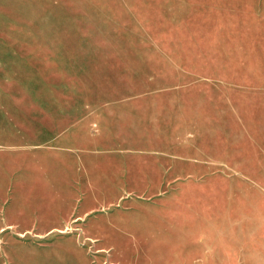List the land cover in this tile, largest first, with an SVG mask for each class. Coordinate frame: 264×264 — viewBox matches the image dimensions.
<instances>
[{
  "label": "rangeland",
  "instance_id": "374dc122",
  "mask_svg": "<svg viewBox=\"0 0 264 264\" xmlns=\"http://www.w3.org/2000/svg\"><path fill=\"white\" fill-rule=\"evenodd\" d=\"M0 4V264H264V0Z\"/></svg>",
  "mask_w": 264,
  "mask_h": 264
},
{
  "label": "crops",
  "instance_id": "0c3cea01",
  "mask_svg": "<svg viewBox=\"0 0 264 264\" xmlns=\"http://www.w3.org/2000/svg\"><path fill=\"white\" fill-rule=\"evenodd\" d=\"M4 10V8L0 4V11ZM2 40L0 41L3 44H8L11 43V39H8V37L5 36H0ZM10 38V37H9ZM22 42V41H21ZM3 64H5L4 61H2ZM3 146V144H1ZM0 172H3V174H0V204H5L7 201H4L3 198L6 196L5 189L8 187L7 179L5 178V174L9 172L6 168L0 169ZM64 187L69 188V187H77V188H86V184H81V183H66L63 184ZM118 187H123L124 189L127 188L124 184L118 186ZM84 204L88 203V197L87 193L84 192ZM2 197V199H1ZM164 204L167 203L168 199L163 198ZM169 209L174 210V211H181L183 210V213L185 215L190 214L189 211L184 209L183 207H175V208H170V207H165L163 208V214L165 213L166 215H169ZM141 208H131L130 211L126 213L125 216L133 214L135 216L136 212L141 213ZM137 213V216H138ZM160 213V212H159ZM121 214H117V218L120 217ZM125 216L122 219H125ZM145 215H141L143 217ZM132 220V219H131ZM134 221V220H132ZM168 222V221H166ZM13 224H24L22 221L21 222H15L12 221L9 217L6 215H0V231L3 230V226L11 228ZM103 224V223H102ZM87 227V226H86ZM121 227V226H120ZM119 225L116 226L117 230L120 233L130 235L136 232L135 231H128L126 229L121 230ZM124 227V225H123ZM87 230H90V227H87ZM139 231V230H138ZM158 230L155 232L151 233L145 232L143 230H140L138 233H141L143 236H149L152 234L158 235ZM100 235H106L105 233L100 234ZM160 246L158 251H154L155 255H159L160 262L162 264H207L209 261L213 260L214 258L219 259L218 255H215L214 247L218 245V240L215 239H210V238H202L199 234L192 233L187 236H181L180 239H177L176 237H173L172 239H169L167 235H164V237L161 235L159 239L156 241ZM205 246L208 248L205 249ZM150 250V249H148ZM207 262V263H205Z\"/></svg>",
  "mask_w": 264,
  "mask_h": 264
}]
</instances>
